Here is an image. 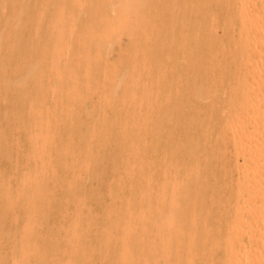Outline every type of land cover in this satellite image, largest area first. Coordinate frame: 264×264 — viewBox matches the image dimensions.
Segmentation results:
<instances>
[{"label":"bare ground","instance_id":"bare-ground-1","mask_svg":"<svg viewBox=\"0 0 264 264\" xmlns=\"http://www.w3.org/2000/svg\"><path fill=\"white\" fill-rule=\"evenodd\" d=\"M0 264H264V0H0Z\"/></svg>","mask_w":264,"mask_h":264}]
</instances>
